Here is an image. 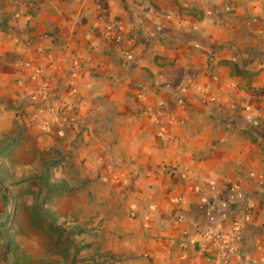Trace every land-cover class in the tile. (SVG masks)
Returning <instances> with one entry per match:
<instances>
[{
	"label": "crops",
	"instance_id": "obj_1",
	"mask_svg": "<svg viewBox=\"0 0 264 264\" xmlns=\"http://www.w3.org/2000/svg\"><path fill=\"white\" fill-rule=\"evenodd\" d=\"M36 20L0 52V125L27 128L32 69L74 104L58 138L110 237L99 264H264V0H55L53 37ZM235 222L237 253L199 251Z\"/></svg>",
	"mask_w": 264,
	"mask_h": 264
},
{
	"label": "rangeland",
	"instance_id": "obj_2",
	"mask_svg": "<svg viewBox=\"0 0 264 264\" xmlns=\"http://www.w3.org/2000/svg\"><path fill=\"white\" fill-rule=\"evenodd\" d=\"M41 12L38 23L53 37L55 0H0V52L9 48L12 38L16 49L20 35L27 48ZM9 51L0 69L4 60L13 61ZM43 69H32L28 79L33 100L29 99L27 128L0 125V132L8 133L0 136V264L107 262L115 253L102 248L110 237L99 212L93 213L84 200L88 179L58 138L64 125L76 122L78 112L71 101L55 107V94L48 86L54 78ZM71 89L68 86L67 95L74 97ZM14 134L23 135L21 142Z\"/></svg>",
	"mask_w": 264,
	"mask_h": 264
},
{
	"label": "built area",
	"instance_id": "obj_3",
	"mask_svg": "<svg viewBox=\"0 0 264 264\" xmlns=\"http://www.w3.org/2000/svg\"><path fill=\"white\" fill-rule=\"evenodd\" d=\"M240 231L241 225L237 222L226 229L208 228L201 233L198 249L203 253L215 251L223 258L229 257L238 252L241 237Z\"/></svg>",
	"mask_w": 264,
	"mask_h": 264
}]
</instances>
